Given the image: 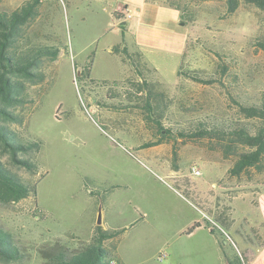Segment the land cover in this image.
<instances>
[{"label": "rangeland", "instance_id": "1", "mask_svg": "<svg viewBox=\"0 0 264 264\" xmlns=\"http://www.w3.org/2000/svg\"><path fill=\"white\" fill-rule=\"evenodd\" d=\"M22 1L0 0V10ZM156 1L180 11L182 24L171 31L189 29L179 55L144 52L121 39L123 22L113 15L124 16L112 15L108 0H42L23 27L24 41L57 55L42 57L10 108L20 122L0 119L35 144L17 154L28 164L13 162L0 146L3 165L34 188L0 201V228L18 250L17 259L0 264H53L56 252L90 244L96 225L118 231L104 240L110 264H226L219 239L244 259L263 241L255 207L264 162L228 176L242 145L226 155L215 137L176 132L199 119L261 122L239 104L264 103V50L254 45L264 35V11L241 3L226 14L224 0ZM236 196L250 199L246 212L240 203L235 209ZM209 209L223 212L230 228ZM195 223L203 227L189 232Z\"/></svg>", "mask_w": 264, "mask_h": 264}, {"label": "trees", "instance_id": "2", "mask_svg": "<svg viewBox=\"0 0 264 264\" xmlns=\"http://www.w3.org/2000/svg\"><path fill=\"white\" fill-rule=\"evenodd\" d=\"M41 2L42 0H23L14 9L0 10V119L5 122H20L18 116L13 114L10 108L19 102L25 82L34 80L38 75L36 69L42 57H56L57 55L56 48L31 44L22 39L23 27L38 15ZM241 3L253 5L264 11V0H224L225 13H233ZM254 45L264 50V35L255 37ZM187 75L193 80L205 81L196 74L188 72ZM239 105L248 116L258 117L261 122L251 127L245 123L221 124L199 119L196 124L178 129L176 132L178 137L188 139L215 137L223 141L226 155L232 153L237 145H242L243 147L236 152L237 157L232 166L227 170V175L231 177H241L243 173L254 167L259 169L260 163L264 162V103ZM154 121L156 124L159 123L157 119ZM160 129L162 133L164 131L169 138H172L169 136L171 133L169 130L164 127ZM33 145L35 144L24 143L10 127L0 124V146L9 153L13 162L28 164V160L17 158V154L31 150ZM176 155L174 149V158ZM33 190L32 186L23 182L0 161V201H17L29 196ZM208 214L213 215V220L221 223L226 229L230 228L231 221H228V217L223 212H213L209 209ZM199 225V223L193 224L189 232ZM209 225L210 222L207 221L205 226L209 227ZM209 231L215 235L214 227H210ZM117 233L116 230H106L101 225H96L95 236L90 244L71 253L56 252L52 263L110 264L109 252L104 245V240L116 236ZM218 243L226 264H248L251 260V258L244 259L237 253L228 254L223 247L222 240L219 239ZM17 257L18 250L10 240L9 234L0 228V259L12 261Z\"/></svg>", "mask_w": 264, "mask_h": 264}, {"label": "crops", "instance_id": "3", "mask_svg": "<svg viewBox=\"0 0 264 264\" xmlns=\"http://www.w3.org/2000/svg\"><path fill=\"white\" fill-rule=\"evenodd\" d=\"M110 12L122 11L121 39L128 40L144 52H164L179 55L188 37V27L184 25L183 31H171L170 26L182 24L180 11L172 5L159 3L156 0H108ZM120 41V40H119ZM109 46L107 49L110 50ZM255 210L260 222L264 225V184L257 191ZM240 203V212H246L252 205L249 198L236 196L233 200L235 209ZM244 208V209H243ZM202 226V225H201ZM199 226V227H201ZM203 227V226H202ZM255 253L248 264H264V239L255 248Z\"/></svg>", "mask_w": 264, "mask_h": 264}, {"label": "built area", "instance_id": "4", "mask_svg": "<svg viewBox=\"0 0 264 264\" xmlns=\"http://www.w3.org/2000/svg\"><path fill=\"white\" fill-rule=\"evenodd\" d=\"M165 256H166V254H165L164 252H161V253L158 255V259H159V260H162Z\"/></svg>", "mask_w": 264, "mask_h": 264}, {"label": "water", "instance_id": "5", "mask_svg": "<svg viewBox=\"0 0 264 264\" xmlns=\"http://www.w3.org/2000/svg\"><path fill=\"white\" fill-rule=\"evenodd\" d=\"M97 222H99V219L97 220Z\"/></svg>", "mask_w": 264, "mask_h": 264}]
</instances>
